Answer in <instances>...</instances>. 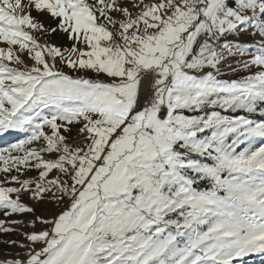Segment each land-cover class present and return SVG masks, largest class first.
I'll return each mask as SVG.
<instances>
[{"label": "snow or ice", "instance_id": "snow-or-ice-1", "mask_svg": "<svg viewBox=\"0 0 264 264\" xmlns=\"http://www.w3.org/2000/svg\"><path fill=\"white\" fill-rule=\"evenodd\" d=\"M8 130L0 264L264 256V0H0Z\"/></svg>", "mask_w": 264, "mask_h": 264}, {"label": "rangeland", "instance_id": "rangeland-1", "mask_svg": "<svg viewBox=\"0 0 264 264\" xmlns=\"http://www.w3.org/2000/svg\"><path fill=\"white\" fill-rule=\"evenodd\" d=\"M40 37L38 36V39ZM47 39H50L52 42L56 44H63L64 46H67L70 41L67 40V38L62 33H56L53 34ZM229 39H238L240 42H246V43H253L255 41H258L260 39L259 33L257 32L255 35H253L252 30H249L248 32L243 33L242 35L236 36H230ZM249 57L247 55H236L232 56L229 59L224 61V64L221 66V71L223 73L222 77L223 79H229V78H240L244 75L243 71L237 72L235 75L232 73L231 69L228 67V65H231L232 67H236L235 61H243L248 59ZM67 71V69H65ZM0 138L3 139V144L0 147H7L10 143L16 142L18 139L23 138V134L14 130H8L6 132H0ZM256 146H259L257 144ZM28 175H35V173H29ZM23 201L30 206L34 207L36 209L37 215H43L46 217L51 218L54 214L59 213L62 209L66 206V201L61 204H56L50 201H44L43 203H37L36 201L32 200L28 195H25L22 197ZM2 218V216H0ZM18 218V217H13ZM25 220L32 219L31 216H25L23 217ZM38 227H42L39 226ZM31 227L24 228L23 231H30ZM8 237L0 236V240L7 239ZM12 238L16 239H22V237L13 234ZM6 251H11L13 254L18 252V249H5L3 245H0V256H3V254ZM243 264H264V256L261 255H250L244 258Z\"/></svg>", "mask_w": 264, "mask_h": 264}, {"label": "trees", "instance_id": "trees-1", "mask_svg": "<svg viewBox=\"0 0 264 264\" xmlns=\"http://www.w3.org/2000/svg\"><path fill=\"white\" fill-rule=\"evenodd\" d=\"M3 144V139L0 138V146Z\"/></svg>", "mask_w": 264, "mask_h": 264}]
</instances>
